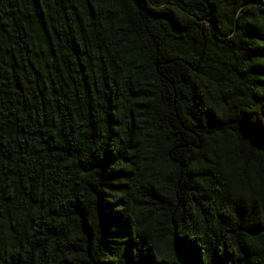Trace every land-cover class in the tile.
Instances as JSON below:
<instances>
[{"label":"trees","instance_id":"1","mask_svg":"<svg viewBox=\"0 0 264 264\" xmlns=\"http://www.w3.org/2000/svg\"><path fill=\"white\" fill-rule=\"evenodd\" d=\"M0 264H264V0H0Z\"/></svg>","mask_w":264,"mask_h":264}]
</instances>
